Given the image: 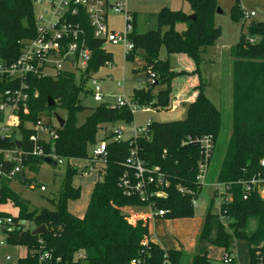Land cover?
Returning <instances> with one entry per match:
<instances>
[{
  "label": "trees",
  "instance_id": "trees-1",
  "mask_svg": "<svg viewBox=\"0 0 264 264\" xmlns=\"http://www.w3.org/2000/svg\"><path fill=\"white\" fill-rule=\"evenodd\" d=\"M38 1L0 0V62L4 66H11L18 59L23 41L37 37L35 3ZM185 1L196 14L195 20L189 19V14L182 9L162 7L156 29L145 33L133 30L130 33L133 49L126 53V59L132 60L137 49L144 50L146 73L155 76L153 84L134 88L131 100L139 106L167 110L173 78L191 74L197 75L200 81L194 87L197 95L194 100L182 104L187 108L184 119L151 121L147 134L124 140H116L115 129H107V124L131 123L134 113L128 106L112 107L101 103L92 109L84 122L78 123V114L85 108L80 94L83 91L89 93L85 87L88 78L100 66L111 63L113 54L104 48L106 41L95 37L83 8L79 7L75 14H67V20L81 27L80 42L90 49L86 70L79 80L70 71L42 77L28 76V113L21 109L17 127L10 135L0 138V149H17L18 139L21 141L22 169L25 166L37 168L38 164L45 162L44 155L34 153L38 148L66 161L54 210L31 207L11 188L12 179H0V203L11 200L19 208L18 216L14 217L15 228L8 232L6 241L25 246L28 250L16 264H132L134 259L140 260V264H214L207 253L187 254L183 249L161 247L150 238L147 221L131 223L124 208L131 206L142 211V201L137 193L127 194L120 184L122 176L131 172L123 163L130 149L136 146L146 164L159 166L169 181L168 187L151 186L152 191L163 189L165 192L166 196L154 198L157 208L167 210L162 218L192 217V200L197 199L202 190L197 180L201 149L199 144L182 145V141L190 136L206 134H211L215 141L216 166L213 167L212 160L209 177L213 172L212 179L230 183L226 192L230 200L223 201L220 207L230 225L227 229L220 222L212 242L228 251L234 247L231 244L233 238L245 237L250 253L249 264H264V197L252 192L245 200L242 183L254 177L264 178V167L260 164L264 156V19L246 23L247 32H242L240 41L230 48L231 127L229 139L222 150L217 144L226 128L223 113L205 95L204 88L208 82L200 74L203 54L221 34L214 20L218 0ZM133 15L135 22L136 14ZM231 15L233 18L244 16L240 0H235ZM179 25L184 26L183 30H178ZM162 47H165L168 57L160 56ZM178 53L186 54L194 62V70L177 71L172 67L169 58ZM16 83L17 80L0 72V93ZM157 85H165L166 88L153 93L152 89ZM49 97L54 100L53 106L48 105ZM58 109L65 110L66 116L60 114L65 118V125L57 126V137L51 140L39 138L37 142L30 140L35 130L28 124H35L43 114L52 120ZM2 119L0 114V121ZM101 140L107 142V155L104 162L94 164L99 178L93 186L84 215L79 217L68 209L70 200L81 197V187L73 182L79 171L73 162L89 159L92 149ZM14 165L0 154V168L4 172H10ZM87 167L81 170L82 174ZM23 183L32 185L30 179H25ZM179 187L185 188L183 192ZM212 216L208 210L199 234L201 240L210 237ZM251 217L258 218L259 225L254 234L247 236L244 229ZM27 222L34 223V228L45 225L47 232L33 235L34 228L26 227ZM80 253L85 258H79Z\"/></svg>",
  "mask_w": 264,
  "mask_h": 264
},
{
  "label": "rangeland",
  "instance_id": "rangeland-1",
  "mask_svg": "<svg viewBox=\"0 0 264 264\" xmlns=\"http://www.w3.org/2000/svg\"><path fill=\"white\" fill-rule=\"evenodd\" d=\"M49 1L50 0H42L41 2L35 3V16L38 24L44 21L38 19L43 13L44 8H48L46 16L48 18L52 17ZM108 2L111 4L121 2L125 7V11H116L114 7H108L107 24L109 29L116 31L125 29L127 25V11L136 14L133 24L134 31L137 33H145L158 27V13L162 7H169L173 10L182 9L189 15L193 14L191 5L185 0H108ZM234 3L235 0H218V7L222 12H216L214 20L216 26L220 28L221 34L215 44L209 46L207 51L203 54L204 61L200 66V74L202 78L208 82V85L204 88V93L215 107L223 113V120L226 128L223 129L220 134L217 144L222 150L229 139L231 127L232 58L229 54L230 48L240 41L242 32H247L246 23L254 19H264V0H240V6L244 13L250 11L256 12V16L247 18L244 16H240L239 18L232 17L231 11ZM183 28V25L178 26V30L180 31L183 30ZM104 48L113 54V60L110 64L100 66L97 72L93 74V77L99 80L105 94V100L102 103L115 104L117 98L120 96H124L125 99L130 100L134 88L145 87L148 81L149 75L146 73L145 69L146 59L144 50L137 49L134 58L132 60H127L126 50L122 43L115 44L106 41L104 43ZM160 56L162 58L168 57L165 47L161 48ZM171 65L177 71L191 67V70L195 68L194 62L184 53L172 55ZM64 66L66 71H70L76 75L77 80L80 79L81 74L78 70L71 69L67 63H65ZM46 72L54 73L55 71L53 69H47ZM193 76L198 79L197 75L191 74L190 80ZM188 78L189 75H178L173 78L171 85L172 89L169 93L171 100L167 110H155L146 105L134 108L133 121L129 124L122 125L125 130L123 137L125 138L129 133L134 134V129L136 127L145 128L149 121L166 122L184 119L187 114V108L184 105L177 106L176 103L181 98L182 100L184 98L187 100V97H180V95L182 93L185 94L188 87H192V85H190L191 81H188ZM198 84H200V81H198ZM197 85H194V87ZM89 86H91L89 82H86V89L89 88ZM165 88V85H157L153 87L152 91L153 93H157L159 90ZM80 99L85 108L78 114L79 124L85 121L93 108L101 104V102L96 101L90 93H85L84 91L80 94ZM57 113L61 114L63 117L66 116V112L63 109H58ZM42 118L46 120L47 115L43 114ZM116 124L120 125L121 123L118 122ZM214 157L215 153L213 156V167L216 166ZM76 166H79V164ZM79 168L78 173L73 178V182L78 187H81V197L77 200H70L68 202L69 211L77 216L85 213L91 191L99 178L96 176V172L92 171L82 174ZM65 171V165L54 167L47 162L38 164L37 168L25 166L23 170L17 173L15 178L11 180L10 185L15 193L19 194V196L27 201L31 207L54 210L56 208V199L59 196ZM25 179H30L32 185H25L23 183ZM40 186H44L45 190H41ZM196 201L197 204L194 209V214L190 217L191 219H187L191 221L184 223L181 219H177L179 220L177 228L175 225H166L165 227L163 224L150 223V231L157 235L155 239L161 243L165 242L159 240V236L171 238L175 241L177 240L178 243L180 242L179 245L183 246L188 253H207L214 264H224L222 258L225 254V249L212 242V240L216 238L218 224L220 222V217H218L220 198L213 195L212 188L204 186ZM2 209L11 211L16 215L19 213V211L15 209V206L11 204L0 203V210ZM208 210H210L213 215L210 219V237L209 239L201 240L198 232L200 221L205 218ZM258 225V218L251 217L248 219L244 229L245 234L247 236L254 234ZM26 227L34 228L35 224L27 222ZM0 242L2 243V247L0 248V261L4 264L6 255L12 258L9 264H14L27 254L28 250L25 246L8 243L3 235H0ZM231 244L234 246L238 263L249 264L250 253L247 239L245 237L239 239L233 238Z\"/></svg>",
  "mask_w": 264,
  "mask_h": 264
},
{
  "label": "built area",
  "instance_id": "built-area-1",
  "mask_svg": "<svg viewBox=\"0 0 264 264\" xmlns=\"http://www.w3.org/2000/svg\"><path fill=\"white\" fill-rule=\"evenodd\" d=\"M39 0L38 2H41ZM50 9L52 10V17L48 18L46 13L48 8H44L43 13L38 19L44 20L41 24H38V35L31 40L23 41L22 52L18 59L11 66H4L0 62V72L6 73L12 79L17 80L15 86L6 89L0 93V114L3 119L0 121V138L10 135L11 131L19 124V112L22 109L24 113H28V107L26 105L30 97V86L26 82L28 76H47L54 75L60 71H66L64 64L67 63L73 70H78L81 74L86 70L88 62L90 60L91 52L84 42H80L81 27L79 24H74L67 20V14L71 12L75 14L78 12V8H83L89 18L90 26L93 29L96 38L110 41L112 43H122L126 53L133 49V43L130 40V33L134 30L133 13L126 12L127 25L124 30L109 29L107 24V10L109 6L114 7L116 11H125V7L121 2L111 4L108 0H50ZM256 16L255 11L245 12L244 17ZM47 17V18H46ZM75 61L72 63L71 59ZM110 64V62H107ZM47 69H53L54 73H47ZM87 82L91 86L87 88V91L98 102H104L105 94L102 90L100 82L93 76L89 77ZM155 82L154 74L148 76L147 84H153ZM37 95V93H35ZM112 107L128 106L134 113V108L139 105L133 102L131 99L127 100L124 96L117 98L115 104H108ZM147 106V105H146ZM150 107V106H148ZM54 119V120H53ZM52 120L40 118L35 124H30L31 128L35 130V133L30 136V140L37 142L39 138L44 140H51L57 137V126H59L56 118ZM145 128L136 127L134 134L130 138H136L141 134H147V126ZM116 140H124L123 129L115 128ZM129 139V138H127ZM196 143L199 144L201 149V158L198 162V174L197 180L201 183L202 188L204 186L213 189V195L220 198V207L223 201L230 200V197L226 195L227 190L230 188V183L222 182L218 180H209L211 171V164L215 151V141L211 134L203 136L188 137L182 141V145ZM35 154L44 155L45 158H51L59 165H64L65 160L59 158L54 153H45L42 148H38L34 151ZM166 153V151L164 152ZM0 154H3L4 159L14 162V168L10 172H4L0 168V178L14 179L16 174L22 170V154L19 149H0ZM107 155V142L101 140L91 151V157L87 160L89 172L94 170V164H99L105 161ZM131 172H126L121 178V186L125 189L127 194L137 193L142 201L143 213H138L133 210L129 211L128 219L131 223H137L138 221H144L146 218L163 217L167 210L159 209L156 206L154 198L164 197L165 192L162 190L152 191L151 186L156 187H168L169 181L165 176V173L159 166H148L146 162L140 157L138 148L136 146L130 149L129 155L123 163ZM260 164L264 167V156L260 161ZM245 186V192L243 198L246 200L252 192H257L261 197H264V178L254 177L247 181L242 182ZM1 188V184H0ZM41 190H45L44 186L40 187ZM185 188L179 187V190L183 192ZM197 199L192 200L193 206H196ZM146 213V214H144ZM221 223L228 229L230 225L227 218L221 212ZM14 217L3 216L0 214V235H3L6 239L8 232L15 228ZM146 243V241H145ZM144 243V244H145ZM2 243L0 242V247ZM79 258H85L80 253ZM10 256H6V261H10ZM224 264H239L235 256L234 247L225 251L222 258ZM140 260H132V264H140Z\"/></svg>",
  "mask_w": 264,
  "mask_h": 264
},
{
  "label": "crops",
  "instance_id": "crops-1",
  "mask_svg": "<svg viewBox=\"0 0 264 264\" xmlns=\"http://www.w3.org/2000/svg\"><path fill=\"white\" fill-rule=\"evenodd\" d=\"M172 55H175V54H172ZM171 55V56H172ZM171 56H170V58H169V60H170V62H171ZM73 63V62H72ZM173 67V66H172ZM188 69V71H192L191 69H192V67L191 68H187ZM187 69H185V70H187ZM184 70V69H183ZM194 70V69H193ZM188 76V75H187ZM198 77V76H197ZM190 78H191V75H189V78H188V81L190 80ZM191 81V84L190 85H192V87H188L187 88V92H185V94L184 93H182L181 95H180V97H187V100H185V98L182 100V98L181 99H179L178 100V102L176 103V105L177 106H179V105H182L184 102H188V101H192V100H194V98L196 97V95H197V93H196V91H195V89H194V85H197L198 84V81H199V78L197 79V78H195V76H193V78L190 80ZM147 85V84H146ZM57 121V120H56ZM121 124L119 125V124H113V125H111V124H107V127H108V129H111V128H113V129H115V128H118V127H120V128H122L123 129V132L125 131L124 130V128H123V124H126V123H123V122H120ZM28 126L29 127H31L30 126V124H28ZM110 127V128H109ZM16 128V127H15ZM12 132V131H11ZM133 134L132 133H129L128 135H126V139L127 138H130L131 136H132ZM18 141H20L19 139H18ZM21 142V141H20ZM21 148V147H20ZM20 148L18 147L17 149H19L20 150ZM5 160V159H4ZM88 159H77V160H74V164L75 165H77V164H79V166H78V168L79 167H81V168H79L80 170H84V167L87 165V163H88V161H87ZM64 165H66V161H65V164ZM99 165V164H98ZM23 170V169H22ZM21 170V171H22ZM94 172H96L97 174H96V176H98V172H97V168L95 167L94 168V170H93ZM89 172V167H87V170H86V172H84L83 174H86V173H88ZM92 172V171H91ZM212 175H213V172H212V174H211V179H210V181H213V180H215V179H212ZM1 179V178H0ZM3 179H5L4 177H3ZM1 184V183H0ZM74 185H75V183H74ZM75 186H77V185H75ZM41 187V186H40ZM41 189V188H40ZM1 204H11V205H14V203L11 201V200H8V201H6L5 203H1ZM10 206V205H9ZM15 206V205H14ZM15 209L17 210V211H19V208L17 207V206H15ZM194 209H195V206H194ZM124 210H125V212L128 214L129 213V211H131V210H133V211H135V212H138V213H143V211H144V209H142V211H137L136 209H134V208H132L131 206H127V207H125L124 208ZM0 214L1 215H3V216H12V217H17L18 215H16V214H14V213H12L11 211H6V210H4V209H2V210H0ZM19 214V213H18ZM144 214H146V213H144ZM219 214H220V209H219V213H218V217H220V222L222 221L221 220V216H219ZM84 214H82V215H79V217H82ZM177 219H181L184 223H186V222H189V221H191V220H187V219H191L190 217H184V218H174V219H165L164 220V218H161V217H154V218H146L145 220H144V222L145 221H147L148 222V225H150V223H157V224H163V225H165V227H166V225L167 226H171V225H175L176 226V228H177V226H178V221L179 220H177ZM219 222V223H220ZM219 225V224H218ZM203 226H204V219H202V221H200V227H199V234H200V232L202 231V228H203ZM35 229V228H34ZM33 229V230H34ZM149 234H150V238L153 240V241H155L156 243H158L161 247H163V248H165V249H183V250H185L184 248H183V246H181V245H179V243L177 242V240L175 241L174 239H171V238H167V237H158L159 238V240H163L165 243H161L160 241H157L155 238L157 237V235L156 234H154L153 232H151L150 231V227H149ZM2 247V246H1ZM0 247V248H1ZM186 251V250H185ZM187 252V251H186ZM188 253V252H187ZM188 254H191V253H188ZM193 254H196V253H193ZM199 254H201V253H199ZM6 256H9V255H6ZM6 256H5V264H9V262H11V260H12V258L10 259V261L9 262H7L6 261ZM17 263V262H16ZM16 263H14V264H16ZM0 264H4L3 262H1L0 261Z\"/></svg>",
  "mask_w": 264,
  "mask_h": 264
},
{
  "label": "water",
  "instance_id": "water-1",
  "mask_svg": "<svg viewBox=\"0 0 264 264\" xmlns=\"http://www.w3.org/2000/svg\"><path fill=\"white\" fill-rule=\"evenodd\" d=\"M217 12H222V10L218 7L217 8ZM189 19L195 20L196 19V14L193 13V14L189 15ZM71 61L74 62L75 60L72 58ZM48 99H49L48 105L49 106H53L54 105V100L51 97H49ZM54 117L56 118V120H57V122H58L60 127H63L65 125V118H63L59 113L54 112ZM17 146L19 148L21 147V142L20 141L17 142ZM44 161L49 163V164H52L54 167L57 166V163L55 161H53L51 158H45ZM46 232H47L46 226L45 225H40V226L36 227L32 231V234L33 235H42V234H44Z\"/></svg>",
  "mask_w": 264,
  "mask_h": 264
}]
</instances>
